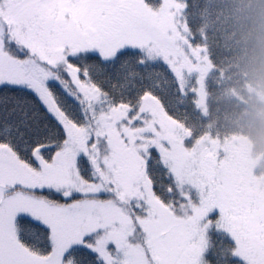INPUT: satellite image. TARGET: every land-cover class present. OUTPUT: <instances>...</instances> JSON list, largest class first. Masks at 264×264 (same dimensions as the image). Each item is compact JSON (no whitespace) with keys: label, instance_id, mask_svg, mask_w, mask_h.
I'll return each instance as SVG.
<instances>
[{"label":"snow or ice","instance_id":"6c2138e0","mask_svg":"<svg viewBox=\"0 0 264 264\" xmlns=\"http://www.w3.org/2000/svg\"><path fill=\"white\" fill-rule=\"evenodd\" d=\"M187 8L0 0V264H264V185L188 122Z\"/></svg>","mask_w":264,"mask_h":264},{"label":"trees","instance_id":"16d2710c","mask_svg":"<svg viewBox=\"0 0 264 264\" xmlns=\"http://www.w3.org/2000/svg\"><path fill=\"white\" fill-rule=\"evenodd\" d=\"M187 20L212 69L206 109L189 104V124L221 144L245 138L264 176V0H187ZM202 49V48H201ZM193 99V98H190Z\"/></svg>","mask_w":264,"mask_h":264},{"label":"rangeland","instance_id":"374dc122","mask_svg":"<svg viewBox=\"0 0 264 264\" xmlns=\"http://www.w3.org/2000/svg\"><path fill=\"white\" fill-rule=\"evenodd\" d=\"M202 48L201 52V69L202 71L197 72L193 79L194 82H198L197 96H196V106L201 113H205L206 101H205V91H204V80L207 73L212 69V65L207 57V51L205 47ZM262 102H264V98ZM209 138L213 146L220 150V154L224 157L230 164L234 172L241 175L245 180L253 183L264 185V176L256 175L254 173V166L259 160L254 158L250 151V146L245 138L235 137L230 138V141H226L221 144L214 143L218 139L212 138L209 134L204 135Z\"/></svg>","mask_w":264,"mask_h":264}]
</instances>
